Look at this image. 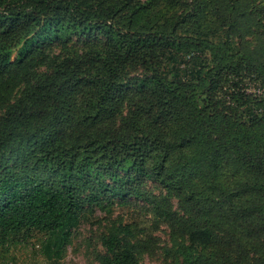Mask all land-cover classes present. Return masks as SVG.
I'll return each mask as SVG.
<instances>
[{
	"label": "trees",
	"instance_id": "16d2710c",
	"mask_svg": "<svg viewBox=\"0 0 264 264\" xmlns=\"http://www.w3.org/2000/svg\"><path fill=\"white\" fill-rule=\"evenodd\" d=\"M217 1L214 27L197 5L154 28L150 0H0V246L60 250L85 206L134 197L177 264H264V41L237 43L250 0ZM100 245L97 264H141L150 238L118 222Z\"/></svg>",
	"mask_w": 264,
	"mask_h": 264
},
{
	"label": "rangeland",
	"instance_id": "374dc122",
	"mask_svg": "<svg viewBox=\"0 0 264 264\" xmlns=\"http://www.w3.org/2000/svg\"><path fill=\"white\" fill-rule=\"evenodd\" d=\"M189 1L168 9L164 0H150L149 5H146L147 9L142 10L138 23L141 24L145 17L148 26L156 28L170 18L153 14L157 12L165 16L173 13L178 15L182 12L186 14L198 5L199 8L193 10L194 20L198 25L210 28L218 24L220 17L217 12V0H196L193 3ZM250 1L249 5H243L248 24L238 25L237 31L241 36L237 43L243 49L255 51L264 41V0ZM74 43L75 41L67 47L74 48ZM84 47L77 43L75 48L80 51ZM62 51L63 49L57 45L47 49L50 57L60 55ZM255 57L260 58L258 55ZM247 85L252 93L262 95V90H257L256 84ZM139 186L158 198L167 197L172 208H176V200L169 198L166 191L156 182L143 179L139 181ZM118 222L130 224L138 239L147 236L150 238L148 250L139 256L141 264H177L181 261L176 254L175 244V240L180 241V238H176L170 226L162 222L157 223L142 200L130 197L127 200L111 199L110 204L104 208L85 206L77 223L68 231V238L60 250H54L48 245L46 238L36 232L29 234L26 239L14 240L3 247L0 246V264H97L95 254L102 251L101 236L107 234ZM207 252L214 254L212 248Z\"/></svg>",
	"mask_w": 264,
	"mask_h": 264
}]
</instances>
